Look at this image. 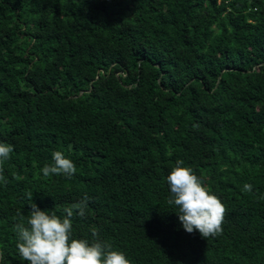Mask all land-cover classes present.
Segmentation results:
<instances>
[{
    "label": "trees",
    "instance_id": "trees-1",
    "mask_svg": "<svg viewBox=\"0 0 264 264\" xmlns=\"http://www.w3.org/2000/svg\"><path fill=\"white\" fill-rule=\"evenodd\" d=\"M0 142V264H29L28 192L57 215L87 195L74 235L132 264H264V0H0ZM57 150L72 177L43 176ZM177 160L227 206L221 235L167 204Z\"/></svg>",
    "mask_w": 264,
    "mask_h": 264
},
{
    "label": "clouds",
    "instance_id": "clouds-1",
    "mask_svg": "<svg viewBox=\"0 0 264 264\" xmlns=\"http://www.w3.org/2000/svg\"><path fill=\"white\" fill-rule=\"evenodd\" d=\"M81 93V92H80ZM14 146L0 142V183L7 184L4 175L5 163L10 159ZM53 163L42 168L44 177H72L77 169L74 162L62 151L52 153ZM170 196L169 206L177 209L183 229L191 234L199 232L202 238L222 234L227 206L219 195L211 190L204 178L197 175L183 160H177L167 175ZM244 192H251L252 185L246 183ZM33 192L27 193L31 211L25 217L17 211L18 222L14 226L16 247L22 261L29 264H132L124 251L117 250L99 238L96 228L91 229L92 241L78 238L73 232L74 215L84 217L89 204L85 195L79 202L63 209L64 215L55 211L41 210L32 200ZM3 252L0 251V260Z\"/></svg>",
    "mask_w": 264,
    "mask_h": 264
}]
</instances>
